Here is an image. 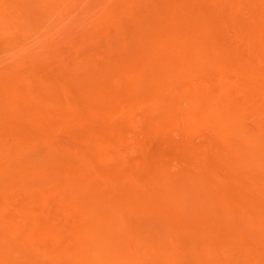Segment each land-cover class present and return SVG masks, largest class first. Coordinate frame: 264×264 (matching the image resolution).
Here are the masks:
<instances>
[{
    "label": "rangeland",
    "instance_id": "374dc122",
    "mask_svg": "<svg viewBox=\"0 0 264 264\" xmlns=\"http://www.w3.org/2000/svg\"><path fill=\"white\" fill-rule=\"evenodd\" d=\"M220 86L225 141L188 106ZM263 180L264 0H0L8 259L264 264Z\"/></svg>",
    "mask_w": 264,
    "mask_h": 264
},
{
    "label": "bare ground",
    "instance_id": "6f19581e",
    "mask_svg": "<svg viewBox=\"0 0 264 264\" xmlns=\"http://www.w3.org/2000/svg\"><path fill=\"white\" fill-rule=\"evenodd\" d=\"M163 22V21H162ZM203 22V21H202ZM201 22V23H202ZM158 23V21L157 22H155V23H153V26H155L154 24H157ZM159 23H160V21H159ZM147 25L149 24V25H151L152 23L151 22H148V23H146ZM157 25H159V24H157ZM157 25H156V27H157ZM203 25V24H202ZM182 26V25H181ZM198 26H199V24H198ZM211 26V25H210ZM140 27V26H139ZM160 27V26H159ZM122 28V27H121ZM125 28V27H124ZM124 28H123V30H124ZM185 28V27H184ZM126 29V28H125ZM186 29H188V28H186ZM160 30H162V28L160 29ZM197 30V29H196ZM125 31H127V30H125ZM146 31V30H145ZM149 31V30H148ZM153 31V30H152ZM128 32V31H127ZM140 32V31H139ZM157 32V31H156ZM180 32V31H179ZM183 32V31H182ZM184 32H186V31H184ZM202 32V31H201ZM206 32V31H205ZM144 33H146V32H144ZM177 33H178V31H177ZM176 33V34H177ZM200 33V32H199ZM125 34V33H124ZM165 34V33H164ZM163 34V35H164ZM181 34V33H180ZM184 34V33H183ZM187 34V33H186ZM194 34H195V32H194ZM121 35H123V33L121 34ZM133 35V34H132ZM139 35V34H138ZM168 35V34H167ZM212 35V34H211ZM175 36V35H174ZM189 36V35H188ZM192 36H194V35H192ZM126 37L128 38L129 36H126L125 35V37H123V39L125 38V40H126ZM146 37V36H145ZM166 37V36H165ZM183 37V36H182ZM185 37V36H184ZM187 37V36H186ZM205 37V36H204ZM171 38H173V37H171ZM171 38H170V41H171ZM180 38V40L178 39V38H176V36H175V39H177L178 41V44L177 45H179L180 47L182 46H184L185 45V43H186V41H183V40H181V39H183V38H181V37H179ZM189 38V37H188ZM207 38V37H206ZM129 39V38H128ZM174 39V38H173ZM175 39H174V41H175ZM194 39V38H193ZM192 39V40H193ZM157 40V39H156ZM186 40V39H185ZM121 42H123V41H121ZM128 42H129V40H128ZM162 42H164V41H162ZM173 42V41H172ZM202 42V41H201ZM210 42V41H209ZM134 43V42H133ZM204 43V42H203ZM129 44V43H128ZM127 44V45H128ZM166 44H168V41H167V43ZM187 44V43H186ZM137 45V44H136ZM145 45V44H144ZM163 46H164V44H162ZM188 45V44H187ZM190 45H192V44H190ZM189 45V46H190ZM195 45V44H194ZM193 45V46H194ZM206 45V44H205ZM211 45V44H210ZM129 47V46H128ZM157 48H158V46H157ZM165 48H166V46H165ZM179 48V47H178ZM189 48V47H188ZM197 48V47H196ZM200 48V47H199ZM199 48H197V49H199ZM207 48V47H206ZM125 49H127V48H125ZM131 49V48H130ZM130 49L128 50V52L130 51ZM131 50H133V49H131ZM168 50H170V49H168ZM183 50V49H182ZM189 50V49H188ZM191 50H193V49H191ZM209 50V49H208ZM154 51V50H153ZM162 51V50H161ZM179 51V50H178ZM185 51V50H184ZM196 51V50H195ZM213 51V50H212ZM164 52V51H163ZM180 52V51H179ZM182 52V51H181ZM190 52V51H189ZM199 52H201V49H200V51ZM123 53V52H122ZM195 53V52H194ZM210 53V52H209ZM163 54V53H162ZM186 55V53L184 54V56ZM219 55V54H218ZM187 56V55H186ZM207 56V55H206ZM154 57V56H153ZM202 57H205L204 55H203V53H198V57H197V55H196V58L195 57H193L192 58V62L191 61H189V60H187V59H184V57L183 58H181V56H180V58L182 59V60H179V61H181L182 62V64H183V61L185 60H187V62H189V63H186V65H184L186 68H188V71L189 70H191V68H192V70H194V69H196L197 67H198V64H201V62H203V60H204V58H202ZM217 57H219V56H217ZM179 58V57H178ZM206 58V57H205ZM210 58V57H209ZM184 59V60H183ZM207 60V59H206ZM219 60V59H218ZM210 62V60H207V62ZM213 61V60H212ZM206 62V61H205ZM208 62V63H209ZM215 62V61H214ZM214 62H212V63H214ZM221 62H223V61H221ZM207 63V65H209ZM211 63V64H212ZM217 64V62L215 63V65ZM221 64V63H220ZM213 65V64H212ZM212 65H210V66H212ZM195 66H197L196 68H195ZM218 66H219V64H218ZM149 67V66H148ZM199 67H202V66H199ZM204 67V66H203ZM202 67V68H203ZM214 67V66H213ZM194 68V69H193ZM201 68V69H202ZM205 68V67H204ZM218 68H220V67H218ZM145 70V69H144ZM201 72V71H200ZM196 73V72H195ZM139 80L141 79L140 77L138 78ZM137 79V84H140L142 81H140V83L138 82L139 80ZM135 81V80H134ZM205 85V84H204ZM219 88V89H218ZM218 88H216L215 90H213V89H211L210 87H208V88H206V89H203V90H201V89H199V90H197L196 92H191V94H190V96H189V104H188V106L190 107L189 109H193V108H198L199 109V111H201L200 113H202V117H203V115L204 116H206L207 117V120H212V121H214V124H212L211 125V123H213L212 121H211V123H210V125L212 126V128L210 129V130H212V132H214L217 136H219L220 138L222 137L223 139L225 138V136H226V134H228L229 132V130H230V128H229V130L225 133V130H226V127L224 126V122H225V120H223L222 121V119L224 118H226L227 117V112H224L225 114L221 117V115L223 114H221V112H219L220 110H222V106H223V103H224V105H226L225 104V102H227V104H231V102H229L228 103V100H227V97H226V99L224 98V96H227L226 95V93L225 92H227L228 93V91H225L226 89V87H224V86H220V87H218ZM225 89V90H224ZM218 90H220V91H218ZM219 92V94H214V92ZM220 93H223L224 94V96H223V94L222 95H220ZM216 96H219V97H216ZM221 96H223L222 98H221ZM231 100V99H230ZM160 101V100H159ZM233 101V100H232ZM169 103V102H168ZM171 104V103H170ZM221 104V105H220ZM162 105V104H161ZM221 107H220V106ZM228 106V105H227ZM225 107V106H224ZM159 108V107H158ZM170 108H171V106H170ZM219 108H221L220 110H219ZM230 108V107H229ZM160 109H162V108H160ZM191 109V110H192ZM198 109H197V111H198ZM226 109V108H225ZM163 110V109H162ZM227 110V109H226ZM166 111V110H165ZM167 111H168V109H167ZM190 111V110H189ZM197 111H192L193 113H195V114H197ZM225 111V110H224ZM175 112V111H174ZM223 112V111H222ZM161 113V112H160ZM190 113H191V111H190ZM190 115V114H189ZM201 115V114H200ZM226 115V117H224ZM191 117V119H193V120H196V116L194 115V114H191L190 115ZM196 117V118H195ZM201 118V117H200ZM231 118V117H230ZM198 119V118H197ZM202 119V121L204 120L203 118H201ZM229 119V118H228ZM192 121V120H191ZM219 122V123H218ZM227 122V121H226ZM255 122V121H254ZM216 123V124H215ZM223 123V124H222ZM228 123V122H227ZM231 124V123H230ZM259 124V123H258ZM225 127V129H224V127ZM259 125H257V127H258ZM234 127V126H233ZM234 129V128H233ZM241 130V129H240ZM234 131V130H233ZM259 133V132H258ZM245 134V133H244ZM248 134V133H247ZM254 134V133H253ZM254 136V135H253ZM259 136V135H258ZM249 137V136H248ZM224 141H225V139H224ZM234 142V141H233ZM227 144V143H226ZM204 147V146H203ZM213 150V149H212ZM203 154V153H202ZM199 156H201V155H199ZM202 157H204L203 155H202ZM237 158V157H236ZM206 159V158H205ZM234 159V158H233ZM234 162V161H233ZM235 167V166H234ZM235 169V168H234ZM238 169V168H237ZM65 171L64 172H66V173H64L63 171V173L64 174H66L67 175V173L69 172V176H71L72 174H74L75 175V172L74 171H72L73 173L70 175V172L71 171H69L68 169V172L66 171V169H64ZM246 171V170H245ZM244 171V172H245ZM238 173V172H237ZM233 174H235V173H233ZM242 174V173H241ZM257 174V173H256ZM74 175H72L73 177H74ZM76 175H77V179H79L80 177V174L77 172L76 173ZM76 175H75V178H76ZM79 175V176H78ZM237 176V175H236ZM243 176V175H242ZM262 177V176H261ZM71 178V177H70ZM83 178V177H82ZM240 178V175H239V177H238V179ZM73 180H74V178H72ZM71 179V180H72ZM242 179V178H241ZM261 181V180H260ZM264 181V180H263ZM74 182H75V180H74ZM74 182H72V183H74ZM255 182V181H254ZM253 182V183H254ZM257 182V181H256ZM259 183V182H258ZM252 184V183H251ZM256 184V183H255ZM263 184V183H262ZM261 184V185H262ZM81 185V184H80ZM259 185V184H258ZM74 186H75V184H74ZM255 186V185H254ZM73 187V186H72ZM253 187V186H252ZM259 187V186H258ZM80 188V186L78 187V189ZM254 188V187H253ZM75 189V188H74ZM76 190V189H75ZM4 212V211H3ZM3 212L2 213H0V215L2 214L3 216H1L2 217V220H7L8 221V217L6 216V218L4 217V214H3ZM5 212H7V209L5 210ZM4 212V213H5ZM7 214V213H6ZM9 214V213H8ZM91 215V214H90ZM4 220V221H5ZM23 220V216L21 217V218H16V219H14V223L13 222H11L10 223V227H12L11 228V231L14 233V234H16L17 236H21L20 234H22L24 231H25V229L23 228V225H21V221ZM11 221V220H10ZM10 221H8V222H10ZM264 226V225H263ZM262 227V226H261ZM264 228V227H263ZM105 230V229H104ZM97 231H98V233H97ZM96 232L95 231H93L94 233H93V235L95 234V233H97V234H95L93 237H95V240L97 241V239L99 238L98 237V234L100 233V231L99 230H97ZM263 231V230H262ZM17 232V233H16ZM101 232H103V231H101ZM20 233V234H19ZM108 233V232H107ZM107 233H105V235H102L103 237H105L106 236V234ZM91 234V233H90ZM101 234V233H100ZM86 235H88V234H86ZM97 235V236H96ZM108 235H109V233H108ZM107 238H110V237H106V238H104V239H107ZM91 239V238H90ZM93 239V238H92ZM112 239V238H111ZM103 240V239H102ZM99 241H101V239H99ZM106 241V240H105ZM102 242V241H101ZM103 242H104V240H103ZM102 242V243H103ZM108 241H106V243H107ZM264 242V241H263ZM79 243V242H78ZM102 243H101V246H104V245H102ZM80 244V243H79ZM105 244V243H104ZM106 245V244H105ZM99 246V245H98ZM97 246V247H98ZM109 246V245H108ZM57 247V246H56ZM55 247V248H56ZM79 249H81L80 247H82V246H80V245H78L77 246ZM49 248H50V246H49ZM77 248V249H78ZM42 249V248H41ZM43 249H45V250H43ZM43 249H42V251L44 252V254H47L48 253V251L46 250V249H48L47 247H43ZM58 249V248H57ZM77 249L75 250V251H77ZM51 250V249H50ZM54 249H52L51 250V254H53L54 255V253L56 252V251H58V250H54ZM103 250V249H102ZM0 264H20V262H18V259L17 258H9L8 259V257H6V255L4 254V253H2V250L0 249ZM66 251V250H65ZM84 251H86V250H84ZM88 251V250H87ZM46 252V253H45ZM61 252H62V250H61ZM61 252H59V253H61ZM67 252V251H66ZM71 252V251H70ZM78 252H80V251H78ZM78 252H77V254H78ZM59 253H55L56 255L57 254H59ZM50 251H49V253H48V255H49V257H51L50 255ZM74 254V253H73ZM75 255V254H74ZM69 256H71L70 254H69ZM85 256V255H84ZM54 257H55V255H54ZM53 256H52V260H59V258H60V256H58L57 257V259L56 258H54ZM62 257V256H61ZM78 257V256H77ZM76 257V258H77ZM54 258V259H53ZM15 259H17V262H16V260ZM61 259V258H60ZM79 261V260H78ZM80 261H82V260H80ZM79 261V262H80ZM16 262V263H15ZM83 262V261H82ZM82 262H80V263H82ZM87 262V261H86ZM88 263V262H87ZM84 264V263H83ZM197 264H198V262H197ZM200 264V263H199Z\"/></svg>",
    "mask_w": 264,
    "mask_h": 264
}]
</instances>
